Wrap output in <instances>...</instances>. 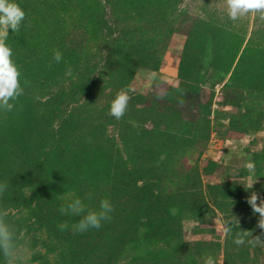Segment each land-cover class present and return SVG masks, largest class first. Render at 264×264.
Wrapping results in <instances>:
<instances>
[{
	"label": "rangeland",
	"instance_id": "374dc122",
	"mask_svg": "<svg viewBox=\"0 0 264 264\" xmlns=\"http://www.w3.org/2000/svg\"><path fill=\"white\" fill-rule=\"evenodd\" d=\"M129 1L72 0L36 16L39 25L69 32L76 46L59 63L57 33L23 45L41 71L54 63L40 87L13 102L21 111L16 120L0 124V182L8 181L0 198L9 199L4 206L10 221L26 229L18 264H203L209 255L216 264H264V246L234 243L239 229L261 233L248 197L255 191L264 198V53L248 51L236 67L242 47L234 50L236 36L229 37L217 46L212 67L197 63L185 78L179 70L186 32L193 29L188 40L193 61L205 53V27L191 21L179 26L173 6L165 10L136 0L137 10ZM183 5L244 35L245 42L250 38V47L264 44L258 13L232 21L224 0ZM160 18L170 27L164 34ZM144 43L150 48L141 47ZM152 50L158 57L154 65L146 58ZM79 83L91 93H69ZM122 88L131 99L117 120L109 110ZM22 144L23 153L13 151ZM129 170L168 201L154 235L127 185ZM47 179L63 190L48 191ZM76 197L89 210L109 199L111 219L99 229L75 231L81 217L58 209ZM234 215L239 229L229 234L226 222Z\"/></svg>",
	"mask_w": 264,
	"mask_h": 264
},
{
	"label": "trees",
	"instance_id": "16d2710c",
	"mask_svg": "<svg viewBox=\"0 0 264 264\" xmlns=\"http://www.w3.org/2000/svg\"><path fill=\"white\" fill-rule=\"evenodd\" d=\"M107 2H110L111 0H106ZM123 1V0H122ZM185 0H150V2L155 3V6L163 7L165 10L167 8L174 7V21L178 23V25H182V23L190 22V24H199L201 26H204L205 29V53H203L201 56L193 57V61L190 59V46L189 41L192 38V31L193 29H189L188 32H186L187 40L183 46L182 54L183 59L181 60V66L179 70V74L181 76L191 77L193 75V72L196 68L197 63L202 64L205 67H212L216 60L219 59L218 54L216 55V48L219 45H222L224 41L227 38L233 39L236 36V39L231 40L232 47H234V50L236 48V51H239V49L242 47V51L240 54V57L237 61L236 67L240 66L242 63V60L245 56V54L248 51H253L255 53H264V44L261 46H256L258 44L252 47H250V38L245 42V36L241 35L237 32L230 31L229 29H226L225 26L222 24H219L217 22H208V20L204 19L200 14H194L191 13L189 8L185 5L179 6L181 3H184ZM72 2V0H18V3L22 6L24 9L26 16L25 20L23 21L20 30L18 32H10L8 37V44L12 47L13 50V59L16 62V64L19 66V69L21 71V77H20V83L22 87L24 88V92L27 93L30 88L38 87V84H42V81L45 80L48 77L49 70H52V64L54 63V60H51L49 63L50 65L46 66V71H41L39 67H36L32 64V61L30 60V47H28L26 50H23V45H30V39L31 38H38L43 34H50L55 36L57 31L54 28H50L49 25H39L38 20L36 19V16L45 11L53 8H65L68 7V5ZM140 3V2H139ZM138 1L136 0H130L128 4L134 6L139 5ZM187 3V1H186ZM135 9L140 10L138 7H135ZM49 16V14H48ZM48 18V17H47ZM161 22L163 23V29L162 33H166L169 30V24L168 20L165 18H160ZM234 36V37H233ZM189 38V39H188ZM56 40H58V44L60 43L62 48L60 49V52L62 53L63 58L65 56L72 57L76 51V46L74 45L72 39L69 36V32L67 31H60L56 35ZM189 40V41H188ZM147 45V48H150V45L147 43H144L141 47H145ZM233 50V48H231ZM235 52V51H234ZM148 63H152L153 65L157 63L158 57L154 53V50L152 52L150 51V55H146ZM187 58V61H186ZM145 59V58H143ZM145 61V60H142ZM187 62V64H186ZM138 63H136L134 66L136 67ZM132 66V67H134ZM82 83L74 85L69 93H74L75 90L84 91L87 95L91 93L89 87H84V85H80ZM41 86V85H40ZM39 86V87H40ZM60 107L59 105L57 108ZM20 109L15 105L14 109L12 111H4L0 110V124L6 123L11 124L14 120H16V115L20 113ZM15 115V116H14ZM15 118V119H14ZM13 120V121H12ZM10 129L12 130V127L10 126ZM14 132V130L12 131ZM15 133V132H14ZM13 136H16V140L19 137L16 133L13 134ZM13 151H18L19 153L24 152V145L13 147ZM18 156V155H17ZM15 157V156H14ZM132 169V168H130ZM130 171V170H129ZM127 172V175L129 173ZM131 179L128 177L126 179L127 185H129L131 192L133 193V196L138 200L140 203V209L144 213L145 221L144 223L146 225H149V227L152 229V232L154 235L156 230L158 229L160 214L158 215L159 211H165L166 210V201L164 198H162L158 193H155L153 191V188L149 187L147 183H139V178L135 176L138 172L136 171H130ZM140 172V170H139ZM40 177V176H39ZM40 180L42 178L40 177ZM44 187L48 191H52L53 189L57 191H62L63 189H57L56 186H53L52 182L47 179L45 183L43 184ZM4 196V195H3ZM4 198V197H3ZM3 198H0V205H5L9 199L3 200ZM19 199V198H18ZM20 199H23L20 196ZM54 197L50 198V202L53 201ZM17 201V200H16ZM53 204V203H52ZM99 264V263H96ZM103 264H112V262L105 260Z\"/></svg>",
	"mask_w": 264,
	"mask_h": 264
},
{
	"label": "clouds",
	"instance_id": "9594fccd",
	"mask_svg": "<svg viewBox=\"0 0 264 264\" xmlns=\"http://www.w3.org/2000/svg\"><path fill=\"white\" fill-rule=\"evenodd\" d=\"M226 13L229 19L236 21L249 13L259 14L261 20H264V0H224ZM26 13L18 0H0V110L12 111L15 107L14 101L24 94V88L20 83L21 71L13 59L12 47L8 44L10 32H18L25 20ZM54 59L57 63L62 60V53L56 51ZM67 74H71L68 69ZM178 91L183 92L178 88ZM131 97L127 88L120 89L113 98L109 114L115 119H122L127 112L128 104ZM183 100L178 103L183 104ZM249 169L253 168L248 164ZM256 180V179H255ZM253 180L246 189L253 188ZM8 181L0 182V197L6 192ZM86 199H91L89 193ZM259 199V203H257ZM248 203L254 213L259 214L257 227L261 229L259 235H253L252 230H240L239 218L234 217L226 222L225 231L231 234L233 227L239 229L236 234L234 243L244 245L246 242L251 246H264V198H260L255 191H252L248 197ZM61 215L80 216L81 219L73 227L75 231L86 232L89 229H99L102 222L111 219L113 205L107 198L100 201L97 209L89 210L87 205L80 197H76L58 209ZM10 212L7 207L0 205V254L3 255L5 264H18L20 253L24 249L27 240L25 239L26 229H18L10 219ZM61 230L68 227L67 222L62 224ZM250 237V239H245ZM203 264H216L212 256H206Z\"/></svg>",
	"mask_w": 264,
	"mask_h": 264
}]
</instances>
